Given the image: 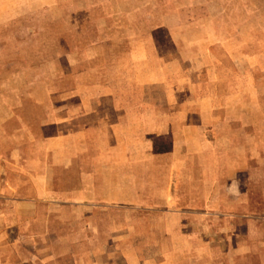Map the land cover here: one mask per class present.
I'll use <instances>...</instances> for the list:
<instances>
[{"label": "crops", "instance_id": "crops-1", "mask_svg": "<svg viewBox=\"0 0 264 264\" xmlns=\"http://www.w3.org/2000/svg\"><path fill=\"white\" fill-rule=\"evenodd\" d=\"M91 1L40 115L26 93L0 124V264H264L257 38Z\"/></svg>", "mask_w": 264, "mask_h": 264}, {"label": "rangeland", "instance_id": "rangeland-1", "mask_svg": "<svg viewBox=\"0 0 264 264\" xmlns=\"http://www.w3.org/2000/svg\"><path fill=\"white\" fill-rule=\"evenodd\" d=\"M75 2L78 0H0V124L9 122L11 109L18 106L20 110L21 105L26 104V93L34 95V114L39 111L40 115L36 102L41 100L43 92L56 91L59 60L72 56L75 44L90 41L88 37L74 35L80 33L85 24L73 20V15L81 12ZM128 2L132 3L127 4L130 9L141 8L136 0ZM145 2L146 13H153L155 9V13L162 16V24L169 29L189 30L185 32L187 37L178 36L179 41L197 40L195 44L205 45L210 44L209 40H218L203 37L205 31L222 30L225 32L222 39L226 41L234 39L238 32L241 38L238 40L257 38L258 52L264 55V0ZM161 45L163 51L169 50L170 43L163 35ZM261 70L259 67V75H262ZM22 110L26 111L25 106Z\"/></svg>", "mask_w": 264, "mask_h": 264}]
</instances>
